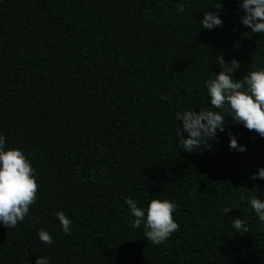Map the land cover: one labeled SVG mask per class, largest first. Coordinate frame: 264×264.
<instances>
[{"label": "trees", "instance_id": "16d2710c", "mask_svg": "<svg viewBox=\"0 0 264 264\" xmlns=\"http://www.w3.org/2000/svg\"><path fill=\"white\" fill-rule=\"evenodd\" d=\"M221 2L223 26L206 30L216 0H0V134L40 185L23 222L0 224V264H264L248 192L264 199V180L249 179L264 167V138L227 114L243 153L226 133L192 153L175 136L177 112L218 111L204 83L217 55L241 62L236 79L264 68V33L240 24L239 0ZM124 197L172 201L179 231L153 245ZM233 217L249 232H234Z\"/></svg>", "mask_w": 264, "mask_h": 264}, {"label": "clouds", "instance_id": "9594fccd", "mask_svg": "<svg viewBox=\"0 0 264 264\" xmlns=\"http://www.w3.org/2000/svg\"><path fill=\"white\" fill-rule=\"evenodd\" d=\"M212 8L215 11L206 10L200 20V26L206 30L223 26L219 15L222 10L221 0H216ZM239 8L243 13L239 18L240 24L253 34L264 33V0H239ZM179 11H185L184 5H180ZM215 62L219 71L214 78L204 83L211 108L218 111L199 108L198 111L192 109L176 113V119L181 124L175 135L179 137L177 145L187 153L211 148V141L219 139L218 132L228 135L230 151H246V146L238 144L235 135L227 129L228 117L233 125H243L246 130L264 138V68L248 71L242 79H236L232 74L241 69V62L235 58L226 62L222 54L215 57ZM183 133H187V138ZM5 145L6 137L0 134V224L9 229L17 227L28 216L37 201L40 185L36 179V170L24 152L17 148L6 149ZM249 179L264 180V167L258 168ZM248 192L252 210L259 221L264 223V199L255 195L251 189ZM244 199L242 195L241 200ZM124 202L134 217L131 226L143 227L144 237L153 245L163 244L179 231L180 225L174 218L177 205L172 201L152 199L146 207H139L131 197H124ZM230 210L226 208L225 214ZM56 218L64 234L70 235L73 221L60 211L56 212ZM232 228L240 234L249 232L247 221L241 218L233 217ZM38 237L45 245L54 244L52 236L43 229L38 232ZM35 264H50V257H36Z\"/></svg>", "mask_w": 264, "mask_h": 264}]
</instances>
